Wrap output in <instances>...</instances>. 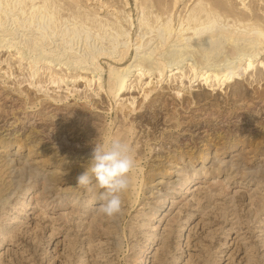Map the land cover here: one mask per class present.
<instances>
[{
  "label": "rangeland",
  "instance_id": "1",
  "mask_svg": "<svg viewBox=\"0 0 264 264\" xmlns=\"http://www.w3.org/2000/svg\"><path fill=\"white\" fill-rule=\"evenodd\" d=\"M142 1L46 0L57 28L40 13L29 29L30 5L23 14L0 4V264H138L147 249L145 264H264V66L210 89L189 82L186 54L182 83L157 67L139 79V55L163 59L179 47L155 51L161 27L147 28L145 17L159 12ZM221 1L234 11L229 19L243 10L264 19V0ZM173 2L163 0L160 19L178 27L197 0ZM100 23L120 31V43ZM38 28L47 41L29 49ZM245 43L223 42L212 63L237 61L254 48ZM97 52L107 54L93 60ZM111 70L130 73L121 96L110 92ZM146 86H154L147 97ZM156 93L163 99L149 102ZM112 139L130 146L135 167L122 213L109 218L94 178L81 187L77 177L94 146ZM46 201L55 209L43 211Z\"/></svg>",
  "mask_w": 264,
  "mask_h": 264
},
{
  "label": "bare ground",
  "instance_id": "2",
  "mask_svg": "<svg viewBox=\"0 0 264 264\" xmlns=\"http://www.w3.org/2000/svg\"><path fill=\"white\" fill-rule=\"evenodd\" d=\"M12 1H15V2L12 3L10 2V0H0V4H6V6L10 7L12 10L14 9L16 10V8L19 6L17 9L21 10V12L25 14L24 13L25 8L23 7L24 2L27 5L28 3H26L25 0H12ZM30 1L32 3L31 5L29 3L30 5V9H29L30 11L28 13L29 21L27 20L24 21L27 24L26 27H28L29 29L33 21L38 19L41 13L43 16H47L49 20L51 21V24H49L50 28H57V26L54 25V20H53L55 18L54 14L53 13L51 14V12L46 9L47 8L46 0H41V1L30 0ZM173 1H174L173 5L175 6L179 0H173ZM146 3H147V0H143L141 2V5H146ZM152 5L156 6V10L159 13L156 14V16H154V18H151V19L148 18V16H146L145 26H147V28L148 26L149 28H154V29L156 28L155 29L156 31H158V29H160L161 27L160 31L157 33V35L155 34V36H159V38L163 39L158 42V44L155 47V51H157L158 49L167 50V48L171 45L179 46V47L168 49L167 54H166V56L167 55L169 56L168 58L163 57L162 59V57L160 56L158 57L159 55L158 52L152 56V53H150L149 51H148L149 52L148 54L144 53L142 55H139L137 58V63L135 64V67L139 71L137 73V76L139 77V79L142 78V75L145 74L146 70L152 71L154 68L157 67L158 70L161 72L160 75H162L163 72L167 69L166 72L167 71L170 72L169 74L170 76H168L169 78L171 77L170 80L174 78L176 79V77L177 78L179 77L181 78V83H182L183 82L182 78L187 75V72L186 73L185 71L183 72L182 68H180L181 67L180 63H182L186 59L184 57L186 54H189L187 56L193 57L191 59L194 60L191 63V66L189 68L190 70L193 71V75L190 78L189 82H192V80L196 81L200 78V80L203 81L202 83L204 84L207 83V85H209L210 89L215 88L216 84H219L220 86L223 84H226L229 86L231 85L230 82L238 81L239 77H241L242 75L241 72L251 73L255 68L261 69L262 66H264V58L262 60L259 59L261 58L259 54H261V50L264 49V45H263L264 44V19L260 17L259 15L252 16L251 14L243 10V12L235 14V19H229L230 14L233 13L234 11L227 3H224L221 0H197V6L193 7L187 16H180L179 21H178L179 25L178 27H175L172 23L171 18L168 15L160 19V17L162 16L161 14L168 12L165 10L166 9L165 6H163V0H153ZM5 11L6 10L3 7L0 8V13H4ZM43 12H45V14H43ZM16 17L18 19V16ZM1 20H2V17L0 14V21ZM0 23L2 26V21ZM22 26H25V25H22ZM99 28L103 30L105 36L109 38L110 42H112L113 44L112 46L120 43L119 42V35L121 34L120 31H117V33H114L113 31H111L112 28L111 29L107 28L106 25L103 23L99 24ZM36 30H38L39 33L33 36L29 41H27V43L25 42V45L28 44L27 48L29 46V49L33 47V50H34V48H37L36 46L44 45L45 40L47 41L48 31L47 30L41 31L39 30V28ZM72 32L75 36H79L81 34V30L78 28L76 24L72 28ZM142 32H143L142 35L149 33V31L146 28H143ZM35 33L33 31V34ZM63 34L65 35L66 33L63 32ZM159 38L157 39L159 40ZM141 39L142 37L140 38V40ZM240 40L247 42L245 43V45L254 47L253 50L249 52H239L237 55L238 60L235 62H232V61L227 62L229 61L228 58L223 59L224 61L227 62L226 64L222 63L223 67H220L222 65L220 62L212 63L215 61V60L213 61V58L216 57L221 52V49L219 48L223 42L226 41L227 44L233 45V44H238ZM172 41H177V44L170 43ZM144 44L145 42L140 43L136 48H141L142 45ZM3 45H7L6 49H10V47L13 46L14 43H9V44L4 43L2 44V46ZM132 46L133 45L131 43V45L124 46V48L122 47L123 49L121 50V52H123L127 56L128 54H130V49H133ZM240 47L238 46V48ZM243 48H246V47L243 46ZM103 53L107 54V52H97L92 55V59L95 60L97 57H99ZM256 62H258L257 66H255ZM242 63L244 64L243 71L238 72L239 70L237 68L239 66L241 67ZM110 73L113 79V83L110 86V92L112 93L113 96H121L128 87V80H129L130 73L129 71L118 72V70H111ZM57 74L58 73L56 72V75ZM56 75L54 76L56 77ZM51 77L53 78V75ZM54 81L56 82L55 79ZM149 82L148 80H146L145 83L150 84ZM143 89H144V94H145L144 96L147 97L149 93L154 89V86H146V87H143ZM158 99H163V95L161 93H156L152 95V97H150L149 99V102H153ZM216 154L217 153L215 152L213 158H216ZM189 161L190 160H188V162ZM203 161H202L201 166H204ZM175 167L176 169L180 168L178 165H176ZM197 184H198V181H195L194 184L191 185V187L193 186L197 187L196 186ZM171 201L173 202V199ZM37 203L38 202H36V204ZM65 204H67V202L64 203V206H66ZM55 207H56L55 203L46 201L43 204V211L48 210V209L53 210L55 209ZM162 213L163 215H166L165 212H162ZM148 252H149L148 249L144 250L143 257H141L138 264L146 263L145 257H147Z\"/></svg>",
  "mask_w": 264,
  "mask_h": 264
},
{
  "label": "clouds",
  "instance_id": "3",
  "mask_svg": "<svg viewBox=\"0 0 264 264\" xmlns=\"http://www.w3.org/2000/svg\"><path fill=\"white\" fill-rule=\"evenodd\" d=\"M86 168L77 177L78 186L88 187L95 180L101 189L99 212L112 218L122 213L121 193L130 186L129 174L135 167L130 146L120 139L94 146Z\"/></svg>",
  "mask_w": 264,
  "mask_h": 264
}]
</instances>
